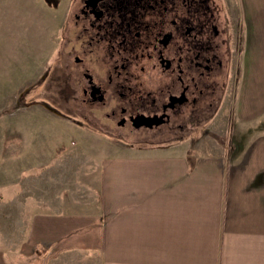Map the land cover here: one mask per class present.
Here are the masks:
<instances>
[{
	"label": "crops",
	"instance_id": "0c3cea01",
	"mask_svg": "<svg viewBox=\"0 0 264 264\" xmlns=\"http://www.w3.org/2000/svg\"><path fill=\"white\" fill-rule=\"evenodd\" d=\"M230 2L244 39L225 148L107 140L70 177L34 180L31 259L0 264H264V0Z\"/></svg>",
	"mask_w": 264,
	"mask_h": 264
},
{
	"label": "flooded vegetation",
	"instance_id": "af4514ba",
	"mask_svg": "<svg viewBox=\"0 0 264 264\" xmlns=\"http://www.w3.org/2000/svg\"><path fill=\"white\" fill-rule=\"evenodd\" d=\"M61 32L62 79L36 102L126 144L208 130L232 93L244 39L230 0H69Z\"/></svg>",
	"mask_w": 264,
	"mask_h": 264
},
{
	"label": "rangeland",
	"instance_id": "374dc122",
	"mask_svg": "<svg viewBox=\"0 0 264 264\" xmlns=\"http://www.w3.org/2000/svg\"><path fill=\"white\" fill-rule=\"evenodd\" d=\"M68 5L69 0H0V251L9 253L13 262L31 259L25 253L27 234L24 233L32 214L44 209L32 205L34 180L48 182L49 172L54 171L58 177H70L73 170L94 163V157L108 143L107 139L36 102L55 94L45 89L52 86V81L62 79L56 50ZM21 22L27 23L26 29H14L15 23ZM44 74L47 78L38 83ZM231 105L232 93L219 107L208 130L194 132L192 135L197 139L185 141L188 148L197 149L200 145L208 153L212 150L210 142L216 138L225 148ZM169 144L179 142L126 145Z\"/></svg>",
	"mask_w": 264,
	"mask_h": 264
}]
</instances>
